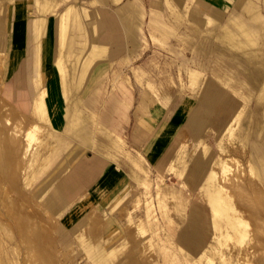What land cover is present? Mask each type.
Instances as JSON below:
<instances>
[{
	"label": "rangeland",
	"instance_id": "rangeland-1",
	"mask_svg": "<svg viewBox=\"0 0 264 264\" xmlns=\"http://www.w3.org/2000/svg\"><path fill=\"white\" fill-rule=\"evenodd\" d=\"M16 1L0 0V263L95 264L100 255L114 249L110 264H220L225 260L227 264H264V187L247 168L253 149L264 148V99L258 97L260 87L249 77L256 69L230 54L215 37L210 21L214 6L221 7L222 19L229 12H242L236 6L239 0H229L225 9L212 0H182L181 4L137 0L134 34L126 36L121 22H116L123 48L111 54L115 40L103 42L106 54L98 61L102 71L92 84L100 82V87L87 110L93 143L83 149L65 142L54 146L45 135L47 125L32 118L33 104H15L7 97L5 87L22 59L19 56L14 65H8L6 46L12 26L42 14L33 0H21L20 18L24 19L15 17ZM127 1L53 0L44 15L47 33L42 37V85L48 99L49 82L58 78L53 57L59 13L68 5L80 6L90 13L86 20L92 18L95 25L103 14L115 16L116 8ZM247 1L254 19L249 25L264 57V0ZM92 27L95 41L112 33L106 25ZM69 59L65 58L68 70ZM31 76L34 85V72ZM121 91L126 92L125 98ZM219 92L228 103L234 102V112L228 103L214 110L205 105L204 100L211 101ZM59 94L57 99L63 102ZM112 96L123 102L108 109ZM79 106L84 112L83 104ZM201 110L205 119L199 131L192 111ZM104 116L109 137L117 145L97 150L94 143L108 139L99 134ZM34 123L42 130L29 140L26 132ZM227 123L232 135L224 130L218 141L216 131ZM243 133H250L246 141L239 137ZM204 147L218 163L211 161L207 167L216 173V184L246 221L242 241L221 238L210 223L209 206L200 189L206 177L195 176L192 168V160ZM76 148L82 150L76 152ZM37 152L47 161L32 170ZM74 152L76 157L70 159ZM221 159L228 167L225 174ZM80 165L99 171L79 178L74 171ZM57 196L60 202L54 199ZM46 199L54 204L53 210L44 204ZM193 212L200 225L192 219ZM90 224L98 228L99 243L105 248L92 249L88 256L78 236ZM187 224L199 232L196 244L182 236Z\"/></svg>",
	"mask_w": 264,
	"mask_h": 264
},
{
	"label": "crops",
	"instance_id": "crops-1",
	"mask_svg": "<svg viewBox=\"0 0 264 264\" xmlns=\"http://www.w3.org/2000/svg\"><path fill=\"white\" fill-rule=\"evenodd\" d=\"M19 1L21 0L16 1L13 14L15 17L20 18L22 10L19 6ZM175 1L179 4L182 2V0ZM212 1L218 4L220 3V5L224 6V9L227 8L229 2V0ZM52 2L53 0H33L37 11L42 14L33 20L20 18L24 19L22 24L19 23V20L13 24L12 28L14 32L10 35L6 46L8 53L7 62L9 66H12L15 64L19 56L22 59L20 64L16 65L18 66V69L15 71L11 81L7 83L5 88L8 93L7 97L11 100V102L20 105L33 103L40 93L44 92L43 101H46L44 104H46L45 113L47 122L42 123L47 125L45 135L51 138L54 146H57L61 142H65L67 145L71 143L72 145H79L83 149L85 145L93 143V137L89 131L88 116L90 115L87 113V110L92 108L95 100L97 99V93L100 87V82H98L94 87L92 84L97 80L96 78L102 71V67L101 65H98V61L103 59L106 54V48L103 42H106L109 38L115 40L114 48L111 50V54H117L120 47L123 48V46L118 43V26L116 25V22L117 20L121 22L122 30L126 36L133 35L135 31L134 27L137 28L136 25L138 23L137 18L140 6L137 0H128L124 6L116 8L115 16L103 14L102 20L100 22H96L95 25L97 27L106 25L112 33H106L97 41H95L94 37H92V26L95 25L91 23L93 22L92 18L89 21L86 20V18L90 16V13L85 10V8L76 5H68L59 13L54 29L55 49L53 57L58 78H52L53 80L49 82L51 86V98L48 100V91L42 85V37L47 33V22L44 15L47 12V9L51 7ZM236 6H240L242 12H229L223 19L221 18L223 12L221 7H213L214 9L211 11L210 19L213 24L212 31H214L215 37L222 41L224 47L233 57H239L237 50H241L249 54L258 64L264 65V63H262L264 62V57H262L260 46L256 43L253 30L249 25L254 20L252 16L253 7L251 6V2L248 3L247 0H239L236 3ZM218 24L224 25H221L220 29H217L216 26ZM66 57L70 58L69 70L67 69L65 63ZM33 72L34 85H32L31 80V73ZM39 74H42L41 82L38 79ZM121 92L122 97L125 98L126 92ZM57 94L64 98L63 102L57 99ZM119 102L123 101L115 96H112L107 108L111 109ZM204 103L205 105H208L209 100H204ZM79 104H83L84 112L81 110ZM204 110L199 112L192 111L193 117H198L194 119H197L196 124L199 125L197 128L199 131L203 130V122L205 119ZM106 119L107 116H104L102 118L103 122L99 123L101 127L99 129V134L106 135L105 137L108 139L103 141L100 138L98 143H94L97 150H104L108 149V147L114 146L115 144L117 145V143L109 137L110 129H108L104 124ZM134 134L136 133L134 132ZM82 149L76 148L74 151L77 152ZM76 152L70 154L69 158L74 159L77 155ZM36 157L38 158H36L37 169L43 164L45 165L46 158H42L41 160V156L38 152ZM95 160L102 161L101 158H95ZM136 161L137 160H132L134 165H137ZM98 171L99 168L93 166L85 168L80 165L75 169L74 174L76 177L81 178L86 174L96 175ZM54 199L60 202L58 196ZM44 204L49 207V209L53 210L54 204L50 200L46 199ZM89 226L90 227L87 228V230H84V234L78 236L79 241L85 247L88 256L92 253V249L105 248V246L103 247L99 244L101 237L100 232L97 231L98 228H96L94 224H90Z\"/></svg>",
	"mask_w": 264,
	"mask_h": 264
},
{
	"label": "bare ground",
	"instance_id": "bare-ground-1",
	"mask_svg": "<svg viewBox=\"0 0 264 264\" xmlns=\"http://www.w3.org/2000/svg\"><path fill=\"white\" fill-rule=\"evenodd\" d=\"M224 41V40H223ZM228 44V43H227ZM239 53V60L242 59V61L244 62L243 64L250 65L252 67H254L256 70L253 69L254 73L251 75V73L249 74V77L253 80V82L255 83V85L257 87H260V93L258 95V97L262 100L264 99V68H262V66L260 64H258L255 60L252 59V57L241 51V50H237ZM264 63V62H262ZM239 64V63H238ZM240 65V64H239ZM244 67V66H243ZM247 69V68H246ZM249 70V69H248ZM67 71V70H66ZM42 77V76H41ZM71 77V76H70ZM39 79V77H38ZM192 80L196 79V74L192 75ZM260 79H262L260 81ZM40 81V79H39ZM61 81V80H60ZM260 81V82H259ZM250 82V81H249ZM194 83V82H193ZM71 84V83H70ZM61 85V84H60ZM251 85V84H250ZM64 86V85H63ZM62 88V87H61ZM57 89V88H56ZM254 89V88H253ZM252 89V90H253ZM62 90V89H61ZM69 91V90H68ZM74 92V91H73ZM72 92V94H73ZM54 93V92H53ZM59 93V92H58ZM251 93V92H250ZM69 94V93H68ZM76 94V93H75ZM43 96H44V92H41L40 96H38V98L36 100H34V102L32 103V109H31V115L32 118L36 121H40L42 122H47L46 120V113H45V105L43 101ZM226 96V95H225ZM225 96L219 92V95L216 96V98L212 99L211 101H209V106L211 107V109H216L218 106H220L221 104L224 103H228V100H225ZM257 97V96H256ZM244 98V97H243ZM259 99V100H260ZM49 100V99H48ZM234 100V99H233ZM257 100V99H256ZM52 101V100H51ZM74 101V100H73ZM215 102V105H213ZM63 105V104H62ZM228 106H230V109L233 110L235 109V105L234 102H230L228 103ZM237 106V105H236ZM226 108V107H225ZM240 108V107H238ZM47 109V108H46ZM58 110V109H57ZM243 111V109H241ZM240 111V110H239ZM238 111V112H239ZM232 113V111H231ZM241 113V111H240ZM239 113V115H240ZM243 113V112H242ZM245 114V113H244ZM243 114V115H244ZM238 115V113H237ZM236 113L233 114V117L235 119V117L237 116ZM238 119V118H237ZM256 119H258L256 117ZM234 121V120H233ZM238 121V120H237ZM255 121V120H254ZM259 121V120H258ZM257 121V122H258ZM229 123L226 124L224 129H218L216 132L217 134V140L218 141H222L221 136L223 135V131L227 130L228 133L231 134L232 132V128L231 126H228ZM76 125V124H75ZM198 124H197V128H198ZM219 128V126H217ZM39 130H42L41 126H39L38 124L34 123L32 125V127L30 126V129H28V131L26 132V136L28 137V139H33L34 138V133L36 131L39 132ZM259 130V129H258ZM225 132V131H224ZM244 132V131H243ZM227 133V134H228ZM234 133V132H233ZM37 135V133H36ZM35 135V137H36ZM229 135V134H228ZM227 135V136H228ZM232 135V134H231ZM230 136V135H229ZM244 139L245 141L249 138L250 133H246V135L243 134H239V137L241 139ZM259 136V133L255 134V138L257 139V137ZM26 137V139H27ZM60 137V136H59ZM234 137V136H233ZM231 138V136H230ZM255 139V141H257ZM61 140V139H60ZM29 142V141H28ZM29 145H31L29 143ZM28 145V146H29ZM40 145V143H39ZM244 145V144H243ZM242 145V146H243ZM221 146V145H220ZM261 146V145H260ZM256 147V146H255ZM262 147V146H261ZM242 148V147H241ZM244 148V146H243ZM242 148V149H243ZM235 151V149H232ZM241 150V149H240ZM202 154L197 155L194 157L193 161H192V168H193V174L195 176L201 177V174H203L206 179L203 181L201 188V191L203 192V194L205 195L206 201L208 203L209 206V210H210V214H211V219H210V223L212 225V227L214 228L216 234L219 236L221 235V238H231L230 236H233L236 241H242L243 237L246 235L245 231H246V221L243 220V218L240 216V214H237L236 210L233 208V205L231 204L228 196L226 195L225 192H223V187H219V185L216 184L215 182V177H216V173L214 172V170H209L207 167L210 165V162L212 161V165L214 164L213 161V157L211 155L210 150L206 149L205 147L201 150ZM245 151V149H244ZM234 153V152H233ZM236 153V152H235ZM242 154V153H241ZM240 154V155H241ZM244 154V153H243ZM37 155V154H36ZM35 155V156H36ZM249 155V154H248ZM243 157V155H241ZM34 157H31V159ZM36 158L35 157V162L34 159L32 162V170L36 169ZM221 158V157H220ZM38 159V158H37ZM42 160V159H41ZM44 160V159H43ZM223 159L220 160L221 164L220 166L222 167L221 170L224 173L226 171V166L223 164ZM45 161V160H44ZM47 161V159H46ZM45 161V162H46ZM216 161V160H215ZM31 162V163H32ZM218 162V161H216ZM226 163V162H225ZM248 171L249 173L252 175L253 179L255 181H258L259 184H261L262 187H264V148H255L253 149V152L250 153L249 157H248ZM247 163V164H248ZM215 165V164H214ZM218 165V163L216 164ZM215 165V166H216ZM237 165V164H236ZM219 166V167H220ZM31 167V166H30ZM213 167V166H212ZM35 168V169H34ZM219 169V168H218ZM230 170V169H229ZM33 173V172H32ZM225 174V173H224ZM221 175V174H220ZM228 192V191H227ZM262 198H264V196H262ZM231 199V198H230ZM194 209V208H193ZM193 211V210H192ZM195 211V210H194ZM230 211V212H229ZM200 214V213H199ZM199 217V216H198ZM205 218V217H203ZM192 219L200 225V219L195 217L194 212L192 214ZM207 220H205L204 222H206ZM202 224V223H201ZM186 225V224H185ZM193 225V224H192ZM188 226V224H187ZM90 227V226H89ZM195 228V227H194ZM193 227H191L190 225L188 227L185 226V228L183 229V237L190 243V244H196L197 242H199V232L196 231V229H194ZM198 228V227H197ZM199 229V228H198ZM224 230L221 233V230ZM200 231V230H198ZM232 233V235L230 234ZM247 233V232H246ZM89 236V235H88ZM83 237V236H82ZM85 237V236H84ZM87 237V236H86ZM246 237V236H245ZM231 239V240H232ZM100 240V238H99ZM234 240V241H235ZM183 242V241H182ZM222 242V241H221ZM232 242V241H231ZM201 243V242H200ZM94 244V243H93ZM100 244V243H99ZM233 244V243H232ZM236 244V243H235ZM184 246V245H183ZM186 246V245H185ZM190 249V248H189ZM192 249V247H191ZM116 251L114 249H112L109 253L107 254H102L99 256L98 259H96L95 264H110L111 263V258H113V255ZM194 252V251H193ZM192 253V251H191ZM213 253V252H212ZM117 254V253H116ZM220 254V253H219ZM220 258H222L220 256ZM115 259V258H114ZM224 260V259H223ZM1 261V260H0ZM113 261V260H112ZM123 261V260H122ZM125 262V261H124ZM220 264H227L228 262L225 261H220ZM31 264V262H29ZM44 263V262H43ZM1 264V263H0ZM115 264V263H114ZM116 264H121L120 262H117Z\"/></svg>",
	"mask_w": 264,
	"mask_h": 264
}]
</instances>
